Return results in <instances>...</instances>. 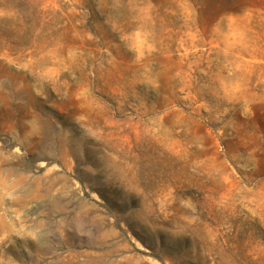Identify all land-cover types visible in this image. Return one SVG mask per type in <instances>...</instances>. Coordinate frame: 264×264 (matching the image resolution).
Returning a JSON list of instances; mask_svg holds the SVG:
<instances>
[{
    "label": "rangeland",
    "instance_id": "obj_1",
    "mask_svg": "<svg viewBox=\"0 0 264 264\" xmlns=\"http://www.w3.org/2000/svg\"><path fill=\"white\" fill-rule=\"evenodd\" d=\"M0 264H264V0H0Z\"/></svg>",
    "mask_w": 264,
    "mask_h": 264
}]
</instances>
